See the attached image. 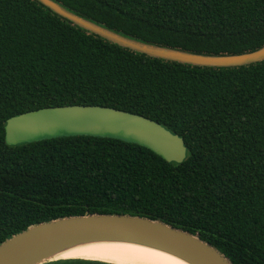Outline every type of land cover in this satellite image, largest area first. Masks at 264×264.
Returning a JSON list of instances; mask_svg holds the SVG:
<instances>
[{
	"label": "trees",
	"instance_id": "16d2710c",
	"mask_svg": "<svg viewBox=\"0 0 264 264\" xmlns=\"http://www.w3.org/2000/svg\"><path fill=\"white\" fill-rule=\"evenodd\" d=\"M53 1L160 50L222 57L264 47V0ZM70 105L151 119L183 139L187 157L168 162L100 137L6 143L9 119ZM95 214L162 222L232 264H264V61L210 67L158 58L37 0H0V245L41 223Z\"/></svg>",
	"mask_w": 264,
	"mask_h": 264
},
{
	"label": "water",
	"instance_id": "95a60500",
	"mask_svg": "<svg viewBox=\"0 0 264 264\" xmlns=\"http://www.w3.org/2000/svg\"><path fill=\"white\" fill-rule=\"evenodd\" d=\"M37 1L59 16L109 41L158 58L210 67H237L264 61V47L246 54L222 57L160 50L96 26L67 12L53 0ZM5 134L6 143L10 146L87 136L137 144L168 162L180 164L187 157L185 142L178 135L151 119L111 107L70 105L29 111L9 119ZM92 240L146 244L192 264H232L197 236L162 222L131 215L97 214L61 218L30 227L0 245V264H46L62 260L49 259V256L68 245Z\"/></svg>",
	"mask_w": 264,
	"mask_h": 264
},
{
	"label": "bare ground",
	"instance_id": "6f19581e",
	"mask_svg": "<svg viewBox=\"0 0 264 264\" xmlns=\"http://www.w3.org/2000/svg\"><path fill=\"white\" fill-rule=\"evenodd\" d=\"M90 259L115 264H192L153 246L120 240H92L68 245L49 259Z\"/></svg>",
	"mask_w": 264,
	"mask_h": 264
}]
</instances>
